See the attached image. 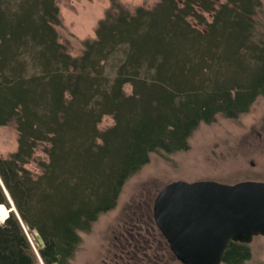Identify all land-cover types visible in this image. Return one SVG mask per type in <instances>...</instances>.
<instances>
[{"label": "trees", "instance_id": "obj_1", "mask_svg": "<svg viewBox=\"0 0 264 264\" xmlns=\"http://www.w3.org/2000/svg\"><path fill=\"white\" fill-rule=\"evenodd\" d=\"M260 6L161 0L131 12L112 0L96 38L73 57L59 42L57 0H0V126L15 123L19 136L18 151L0 158V204L10 207L6 189L28 233L44 241L35 251L12 212L0 225V264H66L80 231L116 207L151 153L186 151L202 123L248 112L264 96ZM118 55L111 78L106 67ZM105 116L114 124L100 130ZM42 145L48 160L36 176L26 165ZM250 256L231 242L223 263Z\"/></svg>", "mask_w": 264, "mask_h": 264}, {"label": "rangeland", "instance_id": "obj_2", "mask_svg": "<svg viewBox=\"0 0 264 264\" xmlns=\"http://www.w3.org/2000/svg\"><path fill=\"white\" fill-rule=\"evenodd\" d=\"M118 1L134 12L141 6L153 8L161 0ZM214 1L217 8L226 2ZM260 1L254 16L257 38L264 37V0ZM111 2L57 0L61 18V25L56 27L59 42L71 56L80 57L84 42L96 38L99 21L105 17ZM200 12L206 22L213 21L214 13ZM189 20L195 27L205 29L198 26L197 19ZM118 58L119 55L107 64L111 78L115 76ZM125 90L131 93L130 86ZM113 124L112 117L105 116L99 128L105 130ZM18 138L15 123L0 126V158H9L18 151ZM188 143L190 148L186 151L151 153L149 163L125 183L116 207L101 214L89 232L80 231L82 242L66 264H181L171 257L169 243L155 222V199L165 185L176 181H215L227 185L264 182V96L258 97L248 112L236 118L218 114L212 123H202ZM44 146L36 150L34 160L26 165L36 176L42 174L38 162L48 160ZM36 234L35 238L28 234L35 251L41 246ZM247 246L251 256L243 264H264V236H256ZM38 264H42L41 260Z\"/></svg>", "mask_w": 264, "mask_h": 264}, {"label": "water", "instance_id": "obj_3", "mask_svg": "<svg viewBox=\"0 0 264 264\" xmlns=\"http://www.w3.org/2000/svg\"><path fill=\"white\" fill-rule=\"evenodd\" d=\"M5 191L10 214L15 212L28 233ZM153 214L181 264H222L231 242L248 245L256 236H264V182H171L157 195ZM36 237L44 247L41 236Z\"/></svg>", "mask_w": 264, "mask_h": 264}, {"label": "bare ground", "instance_id": "obj_4", "mask_svg": "<svg viewBox=\"0 0 264 264\" xmlns=\"http://www.w3.org/2000/svg\"><path fill=\"white\" fill-rule=\"evenodd\" d=\"M8 208L9 207H6V205L4 206V204H0V225H2L6 221V219L10 216V210ZM26 230H27V228H26ZM28 234L29 233H27V235Z\"/></svg>", "mask_w": 264, "mask_h": 264}]
</instances>
